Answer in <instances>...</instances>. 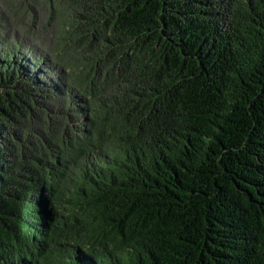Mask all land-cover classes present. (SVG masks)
Here are the masks:
<instances>
[{
  "label": "trees",
  "instance_id": "obj_1",
  "mask_svg": "<svg viewBox=\"0 0 264 264\" xmlns=\"http://www.w3.org/2000/svg\"><path fill=\"white\" fill-rule=\"evenodd\" d=\"M41 1L0 54V264H264V0Z\"/></svg>",
  "mask_w": 264,
  "mask_h": 264
},
{
  "label": "rangeland",
  "instance_id": "obj_2",
  "mask_svg": "<svg viewBox=\"0 0 264 264\" xmlns=\"http://www.w3.org/2000/svg\"><path fill=\"white\" fill-rule=\"evenodd\" d=\"M48 7L37 0H0V54L10 50L21 52L25 44L43 46L52 38L50 30L45 33L38 27L43 25ZM37 18L38 34L32 31L33 20ZM39 38H42L41 40ZM17 44V46H16Z\"/></svg>",
  "mask_w": 264,
  "mask_h": 264
}]
</instances>
